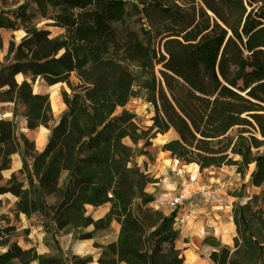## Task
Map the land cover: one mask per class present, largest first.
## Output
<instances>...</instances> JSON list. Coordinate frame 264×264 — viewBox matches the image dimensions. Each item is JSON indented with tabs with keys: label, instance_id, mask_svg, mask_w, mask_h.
Masks as SVG:
<instances>
[{
	"label": "trees",
	"instance_id": "trees-1",
	"mask_svg": "<svg viewBox=\"0 0 264 264\" xmlns=\"http://www.w3.org/2000/svg\"><path fill=\"white\" fill-rule=\"evenodd\" d=\"M40 16L60 33L51 36L33 21L34 12L20 6L24 35L9 42L12 63L1 70L12 76L3 101L22 106L26 126H48L52 109L48 94L32 91V82L65 83L61 91L66 109L50 128L40 152L22 153L20 173L0 185V193L16 196L12 212L35 217L50 252L22 248L12 225L0 226V264H88L91 255L63 253L58 237H97L119 231L114 241L99 244V264H183L174 250L178 231L173 213L150 204L144 188L153 179L132 164L142 154L124 139L130 132L143 138L173 131L161 145L171 158L205 168L253 165L247 185L259 187L255 198L264 202V154L252 151L251 138L239 135L230 152H208L209 140L236 125L257 126L264 136V22L254 13L260 0H33ZM0 17V27L5 26ZM162 31L155 48L152 32ZM159 66V78L143 69ZM26 72L31 82L13 76ZM71 74L76 82L70 80ZM1 85L5 84L1 83ZM134 86L156 99L151 124L138 128L134 114L124 109ZM121 107L119 114H114ZM15 123L0 119V171L17 151ZM143 153H146L143 152ZM31 157V163L27 158ZM109 204L105 215L93 220L86 205ZM233 247L210 245L214 264H264V218L261 208L248 203L232 210ZM92 226L90 231L86 227ZM141 254V258L134 255ZM166 252L165 260L156 255Z\"/></svg>",
	"mask_w": 264,
	"mask_h": 264
},
{
	"label": "crops",
	"instance_id": "crops-1",
	"mask_svg": "<svg viewBox=\"0 0 264 264\" xmlns=\"http://www.w3.org/2000/svg\"><path fill=\"white\" fill-rule=\"evenodd\" d=\"M56 29L59 30L58 33L61 32L59 28L56 27ZM13 79L17 83L24 80L31 82L30 76L26 72L15 74ZM55 84L49 85L51 87L49 90L46 88V85L43 86L42 84L37 85L34 88L32 86V91L36 94H48L51 96L54 92V107L51 102L50 104L52 115L55 120H52L50 127L39 125L34 128H28L26 126V119L21 115L22 119L19 121V131L22 133V136H20V141L23 142L22 138H24V140H28L30 142V151L32 152H40L45 147L49 138L50 128L57 123L61 113L66 109V106L62 101V97L60 98L57 92L58 89L52 88ZM172 132L173 131L170 130L167 133L169 134ZM165 134L158 133L155 135L164 136ZM22 142H20L17 151L11 154L8 166L0 171V180L5 183L11 175H15L20 178L23 183L22 187L25 189L28 186L27 180L24 174L20 173V169L22 168V153L25 149V145ZM164 142L165 141H162V144ZM27 160L31 163V157L27 158ZM169 161H172L169 152L162 151V158L155 165L157 170L154 171L150 168L146 170V172L153 171L154 179L157 181L154 183H147L144 191L147 193H154L156 190L155 186H158L157 190H159L161 185L163 188L162 192L165 191V189H168L169 193L166 194L164 198L161 197L157 201H163L166 199L173 191H177L175 189L178 188L179 185H182L183 188L188 189L192 193L191 206H193V210L191 218L183 224H175L174 226V229L178 231V236L174 244V250L182 256L183 264H214L209 258L212 247L204 243L203 240L205 237H209L218 245L226 246L228 248L233 247L235 226L232 220L231 203L234 197L230 196L227 191H220V195H218L217 198L206 199V197L199 194L198 190L200 187L196 185V182H190L187 180H181L179 182V179L182 176L179 177L176 174L175 176H178L177 181L171 180L169 182H164V180L167 179L165 178L164 173H168V168L172 165V162L168 163ZM185 166H191L190 170L192 172L197 170L198 174H200L198 166H194L192 163L186 164ZM233 169V166L222 165L221 167L205 168L203 170L208 171V179L211 180L210 182H214L217 179L225 178L227 173L232 174L233 178L236 175ZM212 172L216 174H212ZM235 178L236 177H234V179ZM248 179L249 175L246 176V180ZM15 201L16 196L11 192L0 193V215L8 214V216H12V207ZM157 201L155 202L157 203ZM153 205H155V203H153ZM87 207L93 208L90 205H86V209ZM97 208L96 212L89 211V213H87L90 214L93 220L102 218L109 209V204L106 203ZM30 220L31 217L28 218L23 213H19L17 216L13 214L12 217L6 220L4 226L12 225L15 227V231L17 232L16 240L22 248L34 246L40 254L50 252L49 247L43 242L44 231L41 225L37 223L32 224ZM111 227L112 230L109 233H105L97 237L74 239L71 234L59 236L58 245L62 252L67 255H76L79 257L91 255L92 261L88 264H99L97 259L100 255L101 247L96 246L95 242L101 245L114 241L119 231L118 222L113 221ZM91 229L92 226L86 227L87 231H90ZM3 250H5V248L0 246V252ZM31 264L37 263L32 262Z\"/></svg>",
	"mask_w": 264,
	"mask_h": 264
},
{
	"label": "rangeland",
	"instance_id": "rangeland-1",
	"mask_svg": "<svg viewBox=\"0 0 264 264\" xmlns=\"http://www.w3.org/2000/svg\"><path fill=\"white\" fill-rule=\"evenodd\" d=\"M26 5L25 11L27 13L34 12L36 14V17L33 21L36 22L37 27L47 29L50 32V35L53 36L59 32L56 27L47 25V23H50V21L45 20L42 18L39 14V12L36 9V5L33 0H0V17L7 22L5 26L0 27V82L4 83L3 85L0 84V119L1 120H12L15 123V139L16 143L22 142L20 141V136H22V133L19 131V121H21V110L22 106L15 103L14 101H3L2 99L5 98V95L2 93L5 89L8 88L9 82L12 80V76L9 75L8 70H1L5 68L6 65L12 63V57L10 54L7 53L8 45L10 41H13L14 43H18L20 39L24 35V30L22 28V25H20V6ZM254 13L258 15V17L261 19L262 22H264V0H260L256 4L253 5ZM163 35V32L153 31L152 32V42L155 48L159 47L161 36ZM159 66H156L154 69H143L141 73L145 76L150 77L151 79L157 80L159 78ZM70 80L72 83L76 82V76L74 74H71ZM46 85V88L49 90L51 87L43 80V78H36L32 82L33 88L37 85ZM52 88L58 89L57 92L61 98V91L66 90L67 92H70L67 88L65 83H57L52 86ZM51 96H49V101L51 102ZM157 104L156 99H150L149 94L141 87L134 86L131 90V94L128 98V101L124 107V109L130 111L134 114V121L136 126L140 128H146L151 124V116L153 115L154 107ZM122 111L121 107H117L114 111V114H119ZM52 120L54 121V117L52 116ZM52 120L48 123V127L52 124ZM131 134L134 137V140L127 137L124 139V142L128 145H131L132 147H135L139 150L142 154L135 155L132 158V164L136 167H140L139 171H143L144 174H146L148 177L153 179L149 183H154V172H146L148 168L153 169L154 171L157 170L156 164L157 162L162 158V151H161V144L162 141H166L170 137L174 136L175 134L167 133L164 136H151L149 138L143 139L138 132H134L132 129H130ZM239 135L245 136L247 138H251L252 143V151H257L258 153L264 154V136L260 134L257 126L250 127L245 125H236L232 127L229 131H227L222 136H219L215 139L209 140L208 143V152L212 154H220V153H228L229 157L233 160H240V157L237 154H232L230 152L232 146L234 145L237 137ZM23 144L26 148L30 149V142L28 140H24L22 138ZM146 153H143L145 152ZM32 152V151H30ZM172 161H169L168 163L172 162L171 167L168 168V173H164L166 180L164 182H169L171 180L177 181V177L182 176L179 179V182L181 180H187L190 182H196L197 186H203L211 183L210 179H208V171L202 170L199 171L200 174H198V171L195 170V172H192L190 170V167H186L184 163L181 161L171 158ZM165 163V162H164ZM230 165L234 167V173L237 174L233 177V184L232 187L227 190L230 196H233L234 199L231 203V212L236 204H245L248 203L252 208H255V205L259 206L263 212V218H264V202H261L259 198H255V196H258L261 192V189L259 187H254L247 185L248 180H246V176L250 175V172L253 168L252 164H249L247 166H243L241 168H237V165L235 164H225ZM178 175V176H175ZM212 174H216L212 172ZM187 182V183H190ZM215 182V181H214ZM5 184L0 180V185ZM156 190L154 193H152L154 200L150 204L151 206H154L153 203H156L155 201L159 200L161 197H165L166 194L169 193L168 189H165V191L162 192L163 188L162 185L159 187L160 191L157 190L158 186H155ZM183 186L179 185L178 188L175 190H182ZM165 200V199H164ZM163 200V201H164ZM159 202V201H157ZM98 208H91L87 207L86 213H89V211H97ZM160 210H162L164 213H168V208L164 205L160 207ZM11 211V209H10ZM108 211V210H107ZM7 216V218H6ZM13 216V214H12ZM8 214H1L0 215V226H4V223L6 220H8L10 217ZM31 223L36 224L35 217H31ZM175 226V225H174ZM134 255L138 258H141V254L138 252H134ZM169 256V253L161 252L156 255L157 260H165Z\"/></svg>",
	"mask_w": 264,
	"mask_h": 264
},
{
	"label": "built area",
	"instance_id": "built-area-1",
	"mask_svg": "<svg viewBox=\"0 0 264 264\" xmlns=\"http://www.w3.org/2000/svg\"><path fill=\"white\" fill-rule=\"evenodd\" d=\"M237 175V174H236ZM232 174L227 173L223 179H217L207 185L200 186L198 192L206 199L217 198L220 191H227L232 187ZM192 193L185 188L173 191L164 201L155 203V208L166 206L168 213H173L175 224H183L191 218L193 206H191Z\"/></svg>",
	"mask_w": 264,
	"mask_h": 264
},
{
	"label": "bare ground",
	"instance_id": "bare-ground-1",
	"mask_svg": "<svg viewBox=\"0 0 264 264\" xmlns=\"http://www.w3.org/2000/svg\"><path fill=\"white\" fill-rule=\"evenodd\" d=\"M51 103H52V106L54 107V102H55V98H54V92L52 93V95H51ZM194 166H198L197 164H195V163H192Z\"/></svg>",
	"mask_w": 264,
	"mask_h": 264
}]
</instances>
